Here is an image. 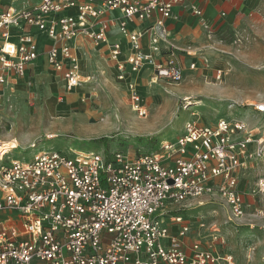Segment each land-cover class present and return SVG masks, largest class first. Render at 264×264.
<instances>
[{
  "label": "built area",
  "instance_id": "built-area-1",
  "mask_svg": "<svg viewBox=\"0 0 264 264\" xmlns=\"http://www.w3.org/2000/svg\"><path fill=\"white\" fill-rule=\"evenodd\" d=\"M176 7L202 14L187 0H39L0 9V86L7 73L23 77L39 56L32 34L11 40L12 29L28 27L50 40L47 62L72 92L83 81L74 46L82 36L94 47H109L131 111L145 118L134 76L150 69L156 81L178 85L183 79L179 50L166 26ZM111 12L119 17L109 18ZM135 21L151 24L138 31L131 28ZM113 27L126 40L127 53L119 42H108ZM221 75L217 71L216 80ZM254 112L264 114V102L255 104ZM70 153L39 151L29 161L0 155V264H237L221 252L225 242L216 226L200 223L205 234L188 244L190 225L181 212L191 201L201 205L204 196L218 195L233 219L243 217L239 174L247 161L263 158L264 126L192 121L175 140L161 142L156 153ZM260 182L258 192L264 188Z\"/></svg>",
  "mask_w": 264,
  "mask_h": 264
},
{
  "label": "rangeland",
  "instance_id": "rangeland-1",
  "mask_svg": "<svg viewBox=\"0 0 264 264\" xmlns=\"http://www.w3.org/2000/svg\"><path fill=\"white\" fill-rule=\"evenodd\" d=\"M37 3L0 0V8ZM254 3L264 7V0ZM247 17L250 24L242 27L241 22L219 31L203 26L201 62L193 72V85L191 80L186 85L192 88L184 90L188 78L173 85L155 82L148 72L139 76L137 89L147 110L145 118L131 111L125 86L118 84L97 48L87 47L79 62L83 81L75 92H67L40 57L38 63L43 64L19 77L13 89L0 86V142L15 139L19 146L8 150L9 157L21 161H29L39 151L70 157L73 150L101 155L121 151L135 157L158 152L161 142L175 140L187 122L213 126L219 119L245 120L256 129L264 126V114L254 112V105L264 102V15L251 12ZM218 69L223 72L221 81L215 79ZM188 102L201 106L190 107ZM48 135L54 137L47 139ZM31 142L37 144L34 150L27 148ZM255 160L253 168L244 170L243 217L233 219L218 195L204 196L201 205L191 201L189 209L181 212L190 225L188 244L199 240L198 233L205 234L198 228L200 223L206 228L216 226L225 242L221 252L231 254L237 264H264V188L257 191L259 181L264 183V155Z\"/></svg>",
  "mask_w": 264,
  "mask_h": 264
},
{
  "label": "crops",
  "instance_id": "crops-1",
  "mask_svg": "<svg viewBox=\"0 0 264 264\" xmlns=\"http://www.w3.org/2000/svg\"><path fill=\"white\" fill-rule=\"evenodd\" d=\"M187 3L194 4L196 7H198L202 11L201 16L194 15L191 12L189 7L187 8L176 7L173 10V17L166 22V26H167L168 33H169V40L179 50L178 51L179 60L183 68L182 69L183 79L181 83L186 78H188V81L185 83L184 90L192 88V85L196 77V73H193V72L196 71L197 68L195 67V69L192 70L189 68V65L191 63H195L198 65V62H201V57H202L201 52L202 51L199 46L201 43L205 41V35H206V29H204L203 26H207V27L209 26V27H212L213 29L214 28L218 29L219 31V30L225 29L228 26L233 27V28L235 27V25L240 26V22H241V27H242L244 25L250 24V19L247 17V15L250 14L251 12H257L258 14H260V16L264 15V7L262 3L261 4L254 3V0H229V1L227 0H187ZM8 8H12V7H8ZM0 9H3V8H0ZM15 9H19V8H15ZM222 13H224V16L221 15ZM108 17L116 19L119 17V14L117 12H111L108 15ZM150 24H151L150 22L135 21V23L131 25V28L138 30V31H145L150 26ZM22 32H28L33 35L34 39L37 42L38 53H39L37 60L33 64L27 67L25 75H24L26 76L28 71H31L33 70V68H35V65L38 63V59L40 57H43L45 60V63L49 65L46 59V54H47V51L49 50L51 42L50 40L46 38L45 35L31 28H28V27H24L22 30L12 29L11 30V33H12L11 40L13 42H16L17 36ZM256 32H259V30H257ZM107 36H108V42H119L122 45V48L125 51V53H127V48H128L127 42L124 38H122L118 34L117 30L114 27L109 30V32L107 33ZM146 43L147 41H146V38L144 37L142 40V44L144 48L146 46ZM74 46H75L76 53H77L80 63L83 61V55L86 53L87 47L97 48V51L100 52L103 58H105V60L110 64V67L112 69L113 74H115V79H116V69L114 67L113 62L110 61L109 59V47L106 44H100L98 47H94L84 37L80 36L74 41ZM185 51H188L191 55H187ZM41 62L42 61H40V63H38L36 67L43 64V62L42 63ZM80 70H81V75L83 78V71L81 68ZM217 71H221L222 75L220 77V80H217V81H221V78L223 77V72L220 69L215 70L214 71L215 76H216ZM145 72H148V74L154 78L153 73L150 69H144L139 74L134 76V80L137 83V85L139 81V76H143ZM190 80L192 82V85L189 87H186V85H188V82ZM18 81H20L19 77L15 76L13 73H7L6 83L4 84L3 88L6 90H8L9 88L13 89V86L17 84ZM154 81L156 82L155 78H154ZM157 81H160V80H157ZM117 82L121 87L122 86L124 87V84L122 82H119L118 80ZM222 83L224 84V81ZM206 84H210V83H206ZM62 87H63V84H62ZM76 89H74L73 91L75 92ZM200 106L201 104L198 107ZM248 117H250V115ZM9 142H14L17 147L19 146V144L17 143L15 139L8 141L7 143ZM252 148L253 146H250V149ZM7 153L9 154L10 152L9 151L5 152V154ZM255 161H256L255 159L247 161L246 166L241 170L239 174L238 190L242 194L244 193L243 191L246 185L242 183L244 180V176L246 175L244 170H246L248 167L253 168V164ZM243 201H244V198H243Z\"/></svg>",
  "mask_w": 264,
  "mask_h": 264
},
{
  "label": "bare ground",
  "instance_id": "bare-ground-1",
  "mask_svg": "<svg viewBox=\"0 0 264 264\" xmlns=\"http://www.w3.org/2000/svg\"><path fill=\"white\" fill-rule=\"evenodd\" d=\"M200 105V103L198 102H188L187 103V106H190V107H194V106H198ZM188 107L185 108V110H187ZM2 142V141H1ZM0 142V155H3L5 154V152H7L9 149L11 148H16L17 146L13 143H6V142ZM7 150V151H6Z\"/></svg>",
  "mask_w": 264,
  "mask_h": 264
}]
</instances>
